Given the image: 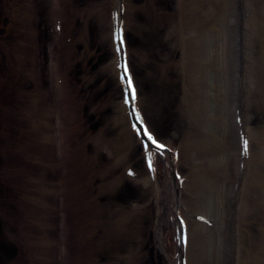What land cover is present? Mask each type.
<instances>
[{"label":"rangeland","instance_id":"rangeland-1","mask_svg":"<svg viewBox=\"0 0 264 264\" xmlns=\"http://www.w3.org/2000/svg\"><path fill=\"white\" fill-rule=\"evenodd\" d=\"M50 1L32 0L28 1L29 5H27L24 0H0V34H2L0 35V49L2 51L10 49L11 44H15L16 49L18 44L21 45L20 42L26 43L24 74L27 75L28 73L32 76L24 78L20 82L18 81L20 74L17 73L15 62L11 63L10 56L7 55L5 59L0 60V226L6 225V229L1 227L3 230L0 231V241L5 243L7 248V251H4V249L1 251L0 248V264H166L163 251L160 249L154 251L152 241H149L148 244L146 239L149 237L150 232L152 233L153 228L150 225H153L154 220L161 224L166 222V208L156 214L157 209L154 207L153 200L157 199L154 196H147L148 198L137 196L140 197V201L134 198L136 195V190L132 187L134 179L138 178L139 175L143 176L146 174L142 167L143 164H140L141 157H138L140 155L139 145L135 148L136 150L133 148L134 151L132 153L128 151L131 140L119 133L122 127L117 122L118 107L117 110L111 112L113 113L112 116L109 114L104 116L105 114L103 113L105 110L108 113L114 97V94H112L114 82L110 78H115V76L110 74L109 70L111 69L105 66V62L108 65L109 61H111L110 65L114 67L111 44L108 38L111 27L110 7L108 5L105 7L107 4H103L105 0H76L73 10L79 17L82 15L88 17L89 26L87 27L86 24V27H84L81 22L80 26L76 25L74 27L69 23L75 13L69 7L67 8L68 0H64V3L62 1V4L58 3L56 8L51 7ZM127 1L130 4L131 12L125 14L126 22L133 26L132 29L127 27V31L130 30L128 33L130 35V44L134 47L131 56L136 57L137 51L139 52L138 55L141 56L140 50L150 52L151 48L155 53L153 55L156 58L154 63L157 65L156 60L158 57L162 59L160 55H162L163 50L164 53H170L169 60L174 58L176 61L172 60L171 63L174 69H170L172 74L168 72L166 75L169 74L168 78L173 79V75L177 74V70H179L176 64L181 56L180 53L173 48L175 51L173 50L172 55L170 49L173 46L169 47V44H166L163 38L159 39V47H157L155 42L158 40V36L157 38L150 37L148 33V25L154 23L149 13L154 14L155 3L153 5L145 3L143 7L144 1L135 0L134 4L140 3L141 11H144L140 12L139 7L133 6L132 0ZM177 1L180 2V0ZM164 2L163 8L168 6V2ZM206 4L209 5L208 2ZM206 4L204 6H207ZM110 5L113 7V3L110 2ZM27 6L30 10L29 14H26L27 9L25 10ZM19 10H22V15L26 11L20 20L16 15ZM164 11L162 17L165 16ZM178 14L176 22H180L178 27L179 35H192L190 32L193 31L199 35L201 33L198 30L204 31L203 26L195 24L191 17V20H188L186 17L184 19L180 12ZM220 25L223 26V35L221 37L229 38L231 35L226 30L227 23L224 22ZM58 29L62 30L61 33L58 32ZM164 29H167V27L165 26ZM164 31L162 32L165 36L166 33ZM155 32L156 34L154 33L153 35H159V29L155 30ZM173 35H176V30H173ZM210 36L206 35L207 38ZM35 43H38V45L35 46ZM145 43L148 46L150 45V48L144 46ZM95 48L99 49V52L96 51L98 55L94 52ZM108 48L110 49L109 53ZM169 50L170 52L168 53ZM56 58L59 62L58 64H61L59 66L60 70H54L53 59ZM35 59L36 65L33 63ZM151 59L152 56L148 59L149 67H151ZM34 65L38 70H35L32 74V71L28 72V70ZM166 70L169 71V68H166ZM64 72H67L69 78L71 77L70 73L72 72L73 74L74 72L75 74L73 75L75 77L72 76L71 78H77L76 83H63L61 78L65 74ZM135 74L137 81H139L136 69ZM149 74H153L152 69L147 74L145 71L143 72V80L150 79V81L154 82V79H152L154 76L150 77ZM100 75L102 76L100 77ZM260 75L262 76H259L256 80L257 87L263 88L264 72L262 71ZM105 78L106 82L108 80L109 91H111V93L109 92L111 101L106 103L109 108H105L107 106L102 103L104 100L102 97L106 92L99 91L101 87L96 86L98 88L95 89L94 86L95 82V84H98ZM180 79L183 80L181 77ZM165 86L172 92H168L169 95L175 94L171 85L166 84ZM186 86L180 83L177 85V87L182 88V91L205 90L203 91L202 99L206 100V104L209 102L217 104L219 119L222 116L221 109L223 110L224 108L226 110L230 106L226 100L229 97L228 95L225 97V94L221 93L219 99L214 101L210 94L207 95V88L203 89L202 86L194 88L188 84L187 89ZM82 89L85 93L83 96L81 95L82 92H80ZM149 90L144 91L145 95L141 93L146 100L149 98L147 101L144 100L143 107L153 130L158 134L159 138L165 140L172 137L173 142H178L182 134L190 133L192 135V133H198L196 129H199V126L196 123L192 124L194 128L190 125L179 130L173 129L172 133H169L167 130L168 122L165 120L164 113H162L164 109L170 115L167 100H165L167 97L163 92H160L157 96L156 90L151 92ZM193 96L195 100L200 99V96L195 94ZM252 96V104L249 107L257 112L260 110L264 111L263 106H258L264 104V101L258 103V99L255 100V97L257 98L258 96L257 93H252ZM153 97L157 99V103L155 102L156 104L154 105L156 107L161 105L162 109H157V111L155 109V113L154 111L150 113L147 108H149ZM36 99L39 102L38 104L35 103L33 118H31L30 112L27 114L26 111L31 106V102L34 103ZM116 100V103H118L120 98H116ZM176 104L175 112L179 114V110H182L181 107H185L181 100H178ZM40 108L46 111L45 113L48 114L47 116L51 118V121L49 124L47 123L48 126L37 123L38 126L34 127L32 125L33 122L37 119L42 121L46 117L45 113L41 115ZM190 112L186 109L182 113L190 115ZM196 112L191 113L190 117H192V120L197 119L199 121L201 116L198 114V110ZM79 113L80 115H78ZM176 113L173 115L178 117ZM89 116L97 117L94 123L89 120ZM209 116L213 115L210 114ZM177 117H172V119ZM204 121L205 118L203 119ZM70 123L73 125V129L75 126L78 127L71 130ZM214 123L213 126H215ZM101 125H105L106 130ZM173 125L174 123L171 124L172 127ZM250 126H256L255 122L251 121ZM177 131L180 133L176 137ZM114 139L115 141L113 142L112 140ZM10 140L13 144L8 146ZM46 141L49 142V145ZM110 141V144H113L116 148L114 156L107 152L109 151L107 146H109L108 143ZM52 143L56 148L61 147V154L60 152L55 154L51 151ZM219 147L214 152L222 155L224 151L219 149ZM120 150L123 153L126 151V154H121L120 156L118 153ZM65 156L67 157L63 160ZM81 157L84 159V166L80 163ZM130 158L136 159L134 164L139 168L138 175L134 176L130 172L126 176L122 174V182L117 180L116 183H110L109 177L112 173L117 172V170L113 169L114 165H119L120 171L125 164L129 165L128 160ZM66 162H69L70 165H66ZM156 165L162 175L163 164L158 161ZM9 169L13 171V178L7 175ZM161 179H163L162 176H160ZM144 185L147 189L154 188L149 184ZM136 187L140 188V184L137 185L136 183ZM116 189L121 191L119 197H113V192ZM7 192H10V195H7ZM189 194L190 192L183 195H187L190 199L195 198L194 194ZM9 197L13 199L9 200ZM167 197L163 198L167 199ZM14 198H17L15 202L13 201ZM133 199L135 200L133 201ZM150 200H152V203ZM119 201L120 203L118 204ZM45 202L48 204L47 207L44 205L46 204ZM7 207H9L8 211L6 210ZM130 209L133 214L130 213ZM6 216H9L8 221ZM223 220L226 219L222 217L221 222ZM4 221H6V224ZM54 222L61 223L63 229H66L62 236L58 234V231L61 230L54 227ZM7 223L9 224L7 225ZM254 223V228L260 229L255 232L260 231V235H264V226L261 227L262 225L260 226L258 221H254ZM68 227H73V229H68ZM164 228L162 229L164 230ZM4 230L9 232V237L2 234L5 233ZM67 230H73L72 232L76 234L75 241L70 239V242L67 241ZM193 230L194 226H192V229L190 227L192 240L197 241L200 236H206L200 238L208 239L207 242L212 248L210 253L213 254L216 248L212 246V241L214 242L213 236H210L212 233L210 231L203 232L204 230H202L199 234L194 235ZM214 235L218 242L217 234ZM4 236L5 238H3ZM221 237L224 238L225 236ZM58 239L63 240L60 242ZM223 240L227 243L228 238L226 237ZM26 244L27 248L25 247ZM144 244H146L148 250L144 249ZM214 245L220 246V242ZM258 247L256 246L254 250L257 255L262 257L264 248L259 249ZM12 249H15L14 253ZM135 252L140 254L134 256L136 255ZM154 253L157 255L155 256ZM172 253L173 245L170 243L168 254L171 256ZM130 254L133 256L130 257ZM248 255L245 257L250 261H245L239 257L240 264L241 261L242 264H249V262L255 261L253 252ZM224 257L227 258V262L224 264H232L230 262L232 258L230 251H226ZM135 259L137 262H131V260L134 261ZM205 259L209 264L210 262L212 264H220L222 261L219 260L217 262V258L213 259L210 256H205ZM196 260V264H201L199 259ZM258 261L260 260L258 259ZM259 264H264V261H260Z\"/></svg>","mask_w":264,"mask_h":264},{"label":"bare ground","instance_id":"bare-ground-1","mask_svg":"<svg viewBox=\"0 0 264 264\" xmlns=\"http://www.w3.org/2000/svg\"><path fill=\"white\" fill-rule=\"evenodd\" d=\"M24 1L29 5L28 1L32 0ZM62 1L64 3V0H51L50 5L51 7L56 8L58 3L62 4ZM143 1V7L145 6V3L150 5L155 3L154 14L149 13L151 19L154 21V23L148 25V33L150 37L157 38L158 36V40L155 42L157 47H159V39H165V42L166 44H169V47L173 46L170 49L172 55L177 49L176 51L181 55L176 64L179 70L176 69L178 72L173 75V79L168 78L169 74L166 75V73L169 72L172 74L171 70L174 69L171 63L172 60L176 61V59L173 58L169 60L170 50L168 51L169 54H167V52H165V54L163 50L161 53L162 55H160L162 59L158 57L156 65L154 63V59L156 58L155 56L153 57L155 53L149 47L150 45L148 46L146 43L144 46L149 47L151 51H146V53L145 51L143 52L140 50L141 56L138 55L139 52L137 51L138 54H135L136 57H132L131 52L134 47L130 44V35H128L130 30L127 31V27H129L128 29H132L133 26L126 22L127 19L125 17V14L131 12L130 4L127 0H105L103 3L104 5L107 3L105 7L107 5L110 7L109 14L111 27L108 38L111 44L114 67L110 65L111 61H109L108 65H106L105 62V66L106 68L111 69L109 70L110 74H113L115 78H110V80H113L114 82L112 93L114 94V97L112 99L113 102H111L113 104L109 110L110 112L108 111L107 113V110H105L106 112L103 111V113L105 114L104 116L107 114L112 116L113 113L111 112L117 110L118 107L119 114L117 122L120 123L122 127L120 128L119 133L123 136H127L128 140H131L130 149L128 151L132 153V151L136 150L135 148L139 145L140 155L138 157H141L140 164H143L142 167L146 174L143 176L139 175V179L137 177L134 179L135 181L132 185L133 189L136 190L134 198L138 199L137 201H140L141 196H154L157 199L153 200L154 207L157 209L156 214L158 211L166 208V222L161 224L154 220L153 225H150L153 229L152 233L150 232L148 235L149 237L146 238L148 244L149 241H152L154 251H156V249L163 251L166 264H196V259H199L201 264H209V262L206 261L205 256H210L213 259L217 258V262L222 260L220 264H224L227 262V258L224 257L226 251L231 252L232 258L231 261H229L232 264H240L239 257L245 261H250L247 260V257L245 256H249L248 254H251L252 252L255 254V261L252 263L249 262V264H259L260 261H264V253L263 256L260 257L254 249L256 246H259V249L262 247L264 248V235H260V231L255 232L260 229L254 228V221L260 222L259 225H262L261 227L264 226V111L260 110L257 112L249 106H251L252 97L254 96H252V93L258 94L257 98L255 97V100L258 99V103L264 101V87L258 88L256 82L258 77L262 76L260 75L262 71L264 72V0H195L197 3H195L194 0H180V2L177 0H140V2ZM164 1L168 2V6L163 8L162 5ZM76 2V0L67 1V8L69 7V9L75 13L73 14L75 18H71V22L69 23L75 27L76 25L80 26L82 22L84 27H86V24L88 27L89 18L84 15L79 17L75 10H73ZM110 2L113 3V7H111L112 5H110ZM132 2L134 4L135 0H132ZM207 2L209 5L206 4ZM205 4L207 6H204ZM140 5L141 4L139 3L137 5L134 4L133 6L139 7L140 12H144L141 11ZM160 5L161 7H159ZM26 9L27 12L24 11V14L25 12L26 14H29L30 10L28 6L27 8L25 7V10ZM163 11L165 15L164 17H162ZM21 12L22 10H19L16 14L19 20L24 15H22ZM179 12L184 19L186 17V19L191 20V17L193 21H195V24L203 26L204 31L201 29L198 30L201 33L199 35L194 31L190 32L192 35H179L178 27L180 22H176V20H178L177 17ZM55 13H57V11H55ZM224 22L227 23L226 30H228L230 32L229 35H231L229 38L224 36L221 37V35H223V26L220 24ZM165 26L167 29H164ZM114 28L117 32L120 28H123L122 42L116 39L117 32ZM157 29H159V35H153L154 33L156 34L155 30ZM173 30H176V35H173ZM61 31L62 30L58 29V32L61 33ZM162 31L166 33L165 36ZM206 35L211 36L207 38ZM14 42L16 41L14 40ZM20 43L21 45L18 44L16 49L15 44H11L10 49L5 51L0 49V60L5 59L7 55L10 56L11 63L15 62L17 73L20 74L18 81L21 82L22 79L30 78L32 76L28 73L27 75L24 74V54L26 52L25 48L27 47L26 43ZM37 45L38 43H35V46ZM96 51L99 52V49H94L95 54H97ZM109 51L110 49L108 48V53ZM150 56H152L151 67H149L148 64ZM53 60L54 70H60L59 66H61V64H58L59 62L57 58ZM106 61L108 62L107 59ZM125 62L128 67L127 73H125L123 67ZM33 63L36 65V59ZM35 65L34 67H31L28 72L32 71L33 74L35 70H38ZM166 68H169V71H167ZM135 69L138 73L139 81L136 79ZM150 69L153 70V74L149 75L150 77L154 76L152 78L154 79V82L150 81V79H147L146 81L143 80V72L145 71L147 74ZM73 74L75 73L73 72ZM73 74L71 72L70 76H74ZM101 76L102 75H100V77ZM129 76L133 80L135 97H133L131 91L133 86L128 83ZM71 77L69 78V75L66 72L62 75L61 79L63 83H76L77 78L72 79ZM180 77L183 80H181ZM95 83V89L101 87V90L99 91L106 92L102 97L104 99L102 103H105V105L106 103H110L111 99L109 98V92L111 93V91H109L110 85L108 84V80L106 82L105 78L101 80L100 83ZM179 83L181 85H187V89L188 84L190 87L193 86L194 88H196V86H202L203 89L207 88V95L210 94V97L214 101L219 99L221 93L225 94V97L228 95L229 97H227L226 100L230 105V109H221L222 116H220L219 119L217 104L212 102L206 104V100L202 99L204 95L203 91L205 90H191L190 92L187 90L182 91V88L177 87ZM166 84L171 85L172 90L175 93L174 95L170 94L172 97L169 95L171 91L167 89L165 86ZM147 90L150 92L156 90L157 96L160 92H163L167 97L165 100H167V107L170 115L167 110L164 109L162 110V113H164L165 120L168 122L167 130L169 133H172L173 129L179 130L182 127L185 128V126L188 127L191 125L194 128L193 125L196 123V125L199 126V129H196V132L198 131L196 134L198 135L195 133H192V135L190 133L186 135L182 134L180 135L181 137L179 136L180 139L178 142H173L174 140L171 136L169 139L166 138V141L162 138H158L159 136L153 130L143 107L144 100H146L143 95H145L144 91ZM83 91V89L80 91L82 92V96L85 94ZM141 93H143V95ZM193 94L200 96V99L195 100ZM116 98H120L118 102L119 104L116 103ZM156 100L157 99L154 97L151 98L150 106L147 108V111L150 110V113L155 109L156 111L157 109H162L161 105L158 107L154 105L157 103ZM178 100H181L185 107L182 108L179 106L182 109L179 110V114L175 112V105H177L176 102H178ZM38 102L37 99L34 103L31 102V106H29L28 111H26L27 114L30 112L29 115L31 118H33L34 105L35 103L38 104ZM83 102L86 103L85 100H83ZM106 106L107 107L105 108H109V105ZM258 106L264 107V104ZM186 109L191 111L190 115H192L191 113H197L196 111L198 110L201 119L199 121L197 119L192 120V117L186 115V113H184V116L182 112L186 111ZM40 110L42 113L41 115L46 112L43 111L42 108H40ZM175 113L178 117L173 115ZM210 114L213 116H209ZM45 115L46 120L44 119L41 121L37 119V122H33L32 125L34 127H37L38 124H46V126H48L51 118L47 116L48 114L45 113ZM78 115H80V113ZM172 117L177 118L172 119ZM184 117L186 121L184 120ZM204 118L205 121L203 122ZM95 119H97V117L89 116L91 122L94 123ZM251 121L255 122L256 126H250ZM139 122L143 125L142 128H146L147 132H152V135L160 143L166 145V147L163 149H156V151L149 139L143 146L142 137L146 138L147 135L145 134V136H143L141 132H139L141 134H138L136 131ZM213 122H215V126H213ZM172 123H174L173 127L171 126ZM70 126L71 130L78 127L75 126L73 129L71 123ZM102 128L106 130L105 125L102 126ZM193 131L195 132V130ZM179 133L180 132L177 131L175 136L179 135ZM229 135L230 137H228ZM245 140L248 141L247 148H245L244 145ZM112 141L114 142L115 139ZM46 143L48 144L49 142L46 141ZM110 143L111 141L108 143L109 146H107V149H109V151L107 152L114 156L116 148ZM12 144L13 142L10 140L8 146H11ZM218 146H220L219 149H223L224 151L222 155L218 152H214ZM50 149H52L51 151L55 154H58L59 152L61 154L62 152L61 147L56 148L53 143ZM118 153L121 156V154H126V151L123 153V151L120 150ZM66 157L67 156H65L63 160H65ZM77 158L80 159L78 156ZM135 160L136 159L134 158H130L128 160L129 165L125 164L120 171L119 165H114L113 169L117 170V172L112 173L109 177L110 183H116L117 180L118 182H122L121 175L125 174L123 176H126L129 172L132 175L137 176L139 168L134 164L136 162ZM149 161H151V164ZM158 161L163 164L162 175L157 169L156 164ZM80 163L83 166L85 164L82 157ZM66 165H70L69 162H66ZM134 166L136 169H134ZM7 175L12 176L10 178H13L12 169H9ZM160 176H162L163 179L160 180ZM136 183L137 185L140 184V188L136 187ZM144 184H149L154 188L147 189ZM120 192V189H116L115 192H113V197H119ZM188 192H190L189 195H195V200L190 199L187 195H183L184 193L188 194ZM6 194L10 195V192H7ZM166 196H168L167 199L163 198ZM9 198V200L13 199L12 197ZM135 199H133V201ZM16 200L17 198H14L13 201L15 202ZM150 202L152 203V200H150ZM119 203L120 201L118 204ZM44 205L45 207L48 206L47 203ZM24 207L26 208L25 205ZM8 209L9 207H7L6 210L8 211ZM131 209L130 213L133 214ZM6 217V220L8 221L9 216ZM201 217H203V219H201ZM222 217L226 220L221 222ZM4 222L6 224V221ZM8 224L9 223H7V225ZM53 224L54 227L61 230L58 231L59 235L62 236L63 232H66V229H63L61 223L58 224L54 222ZM192 226H194V235L199 234L202 230H204L203 232L210 231L212 233L210 235L214 238L212 246L216 248V250L213 251V254L210 253V249L212 248L207 242L208 239H201L206 236H200L201 238L199 237L197 241L192 240V237L190 236V227L192 229ZM1 227L6 229V225L0 226V231L3 230ZM163 227H165L164 230L162 229ZM68 229H73V227H68ZM72 231L67 230V241L69 242L70 240L75 241L76 234ZM2 234L9 237L8 231H5V233ZM214 234H217L220 246L214 245L215 243H218ZM5 236L3 238H5ZM221 236L225 237L223 238ZM226 237L228 238L227 243L223 240ZM58 240L61 242L63 239ZM170 243L173 245V253L171 256L168 254V246ZM56 244L59 245L58 242H56ZM25 247L27 248V244ZM0 248L1 251L2 249L7 251L5 243H1ZM144 249H147L146 244H144ZM12 250L14 253L15 249ZM50 253H52V251H50ZM184 253L185 255L182 256ZM135 254L136 255L134 256H137L140 253L138 252L137 254L135 252ZM156 255L157 254H155V256ZM131 256L133 255L130 254V257ZM258 259L260 261H258ZM131 262L137 261L135 259L134 261L131 260ZM210 264H212V262H210Z\"/></svg>","mask_w":264,"mask_h":264},{"label":"snow or ice","instance_id":"snow-or-ice-1","mask_svg":"<svg viewBox=\"0 0 264 264\" xmlns=\"http://www.w3.org/2000/svg\"><path fill=\"white\" fill-rule=\"evenodd\" d=\"M116 39L118 40V41H123V28H120L119 30H118V32H117V35H116ZM119 47V46H118ZM123 67H124V70H125V73H127V71H128V67H127V63L125 62V64L123 65ZM128 83L131 85V83H132V81H131V77L129 76L128 77ZM131 91H132V94H133V97H135V88L133 87L132 89H131ZM138 119H139V115H138ZM146 130V129H145ZM147 131V130H146ZM147 134H148V137H149V139L151 140V142L152 143H154V144H156L157 145V147L158 148H161V149H163V148H165L166 147V145H164L163 143H160L153 135H152V133L151 132H147ZM244 145H245V148H247V146H248V141L247 140H245L244 141ZM149 163L151 164V161H149ZM131 174V173H130ZM201 219H203V217H201Z\"/></svg>","mask_w":264,"mask_h":264}]
</instances>
